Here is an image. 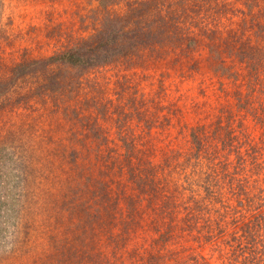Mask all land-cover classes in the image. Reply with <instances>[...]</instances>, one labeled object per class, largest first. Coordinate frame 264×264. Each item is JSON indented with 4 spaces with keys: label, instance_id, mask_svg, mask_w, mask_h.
Here are the masks:
<instances>
[{
    "label": "rangeland",
    "instance_id": "374dc122",
    "mask_svg": "<svg viewBox=\"0 0 264 264\" xmlns=\"http://www.w3.org/2000/svg\"><path fill=\"white\" fill-rule=\"evenodd\" d=\"M102 43L109 46L96 52ZM74 47L110 60L89 68L50 61ZM243 47L259 54L262 81L240 109L232 92L244 90ZM261 115L264 0H0V264H144L134 257L152 236L147 224L123 249L115 236L125 195L148 196L121 164L100 175L99 155L125 164L127 139L158 165L192 145V126L218 117L242 122L264 147ZM246 150L258 155L239 153ZM100 180L108 182L104 202ZM72 184H87V193L63 195ZM227 216L228 237L216 240L222 256L214 240L198 249L205 264H249L242 230L234 240L237 223Z\"/></svg>",
    "mask_w": 264,
    "mask_h": 264
},
{
    "label": "trees",
    "instance_id": "16d2710c",
    "mask_svg": "<svg viewBox=\"0 0 264 264\" xmlns=\"http://www.w3.org/2000/svg\"><path fill=\"white\" fill-rule=\"evenodd\" d=\"M101 46L103 49L98 47L96 52L106 50L109 45L102 43ZM237 56L241 63H245L247 72L244 74V90L236 88L232 92L238 103L237 107L241 109L243 98L253 95L255 85L262 81L259 80V71L256 69L262 67V61L253 48L243 47ZM109 60L99 54L87 56L82 49L74 47L50 61L89 68ZM37 63L39 62L33 61L27 66L24 65L22 73L33 71ZM259 119L264 123V116L261 115ZM222 120L218 117L214 123L192 126V145L185 151L178 150L165 155L158 165L146 160L143 156L147 154H143L141 150L136 151V144L127 139H121L127 148L120 153L125 164L119 162L116 156L106 153L99 155L100 175H107L117 164H121L120 170L130 172V182L136 186L134 188L148 196L145 197L146 200H139L142 196L125 195L128 198L125 201L127 216L119 220L120 232L118 237L115 236L116 247L123 249L127 246L129 237L131 239L138 235V230L145 228L147 224V230L144 231H151L152 236L146 238L142 246L135 245L137 253L134 261L139 260L144 264H168V261H173V264H205L206 255L198 249L207 247L213 240L216 242L217 239L225 240L228 237L227 213L237 223V232H232V238L235 240L241 229L242 238L247 241L245 249L248 251H245V256L249 264H262L264 261V147H259L263 145L261 139L252 142L249 134H245L242 122L236 121L235 125L230 120L223 125ZM234 126L242 127L236 131ZM228 134L233 141H227ZM244 147L251 151L257 149L258 155L251 158L249 150L243 152L244 154L239 153ZM226 150L235 154L239 166L236 162L229 161ZM175 173H178L177 179L174 178ZM101 181L97 182L99 189L96 195L102 196L100 199L104 202L108 199V182ZM79 186L70 185L63 195L74 196L78 188L87 193V184ZM85 216L90 217L86 213ZM82 221L81 219L80 222ZM113 230L109 231V235L114 233ZM214 230H219L221 236L213 237ZM169 244H174V250L169 248ZM222 244V240L213 244L214 251H219L220 256L223 253Z\"/></svg>",
    "mask_w": 264,
    "mask_h": 264
}]
</instances>
